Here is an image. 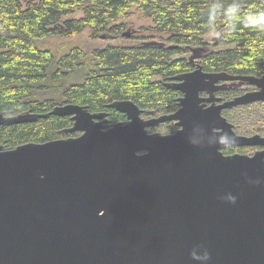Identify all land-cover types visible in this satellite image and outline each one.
Returning a JSON list of instances; mask_svg holds the SVG:
<instances>
[{
	"label": "water",
	"instance_id": "95a60500",
	"mask_svg": "<svg viewBox=\"0 0 264 264\" xmlns=\"http://www.w3.org/2000/svg\"><path fill=\"white\" fill-rule=\"evenodd\" d=\"M191 51L196 67L167 82L182 92L172 113L145 119L132 99L109 104L127 117L117 123L72 102L0 111V125L70 115L64 131L80 132L0 144V264H264V135L223 114L264 101V74L207 71ZM244 84L254 89L216 94ZM172 120L174 133L147 130Z\"/></svg>",
	"mask_w": 264,
	"mask_h": 264
},
{
	"label": "trees",
	"instance_id": "16d2710c",
	"mask_svg": "<svg viewBox=\"0 0 264 264\" xmlns=\"http://www.w3.org/2000/svg\"><path fill=\"white\" fill-rule=\"evenodd\" d=\"M232 5L239 8L230 16ZM134 6L150 20L137 44H107L90 52L39 45L47 37H72L85 29L93 37L122 38ZM79 10L83 16L73 17ZM262 13L264 0H0V111L44 113L60 101L72 102L109 112L111 123L125 119L109 107L115 100L132 99L158 113L175 111L182 92L167 82L195 67L184 55L191 48L204 50L198 62L207 71L264 74V28L245 26ZM211 33L215 36L206 39ZM55 89L60 101L47 95ZM239 93L238 86L221 90L225 98ZM223 114L230 119L232 110ZM72 125L70 115L0 125V144L14 148L66 137L64 129ZM234 150L239 149L227 151Z\"/></svg>",
	"mask_w": 264,
	"mask_h": 264
},
{
	"label": "rangeland",
	"instance_id": "374dc122",
	"mask_svg": "<svg viewBox=\"0 0 264 264\" xmlns=\"http://www.w3.org/2000/svg\"><path fill=\"white\" fill-rule=\"evenodd\" d=\"M29 1V0H24ZM26 3V2H25ZM132 14H130L125 19V27L123 28V32L121 36H123V33L128 31L130 34L128 36L116 37V38H105L100 36L93 37L92 31L90 29H85L81 33L74 35L72 37H61V36H50L45 38L44 40L39 41V45L41 47H47L50 48L54 52H66L70 50L71 48L75 46H80L83 49L87 51H92V49H95L97 47H102L107 44H137L141 42V37L146 36L145 29L148 27V24L150 23V20L145 17L144 13H142L139 9H137L135 6L130 10ZM83 16V12L81 10L75 12L73 14V17L80 18ZM215 34L211 33L205 36L206 39H211L214 37ZM220 49V48H217ZM216 49V50H217ZM192 54L191 50L186 52L184 55L189 57ZM200 59H198L199 61ZM77 78L76 76L74 79ZM240 88L242 94L246 91L253 90L254 86L249 84H244L238 86ZM237 94V95H239ZM48 97L55 98L54 100L60 101L61 94L57 89L54 91L49 92L47 94ZM231 96L230 98H232ZM46 98V96H45ZM227 98V99H230ZM59 104H63L62 101L59 102ZM232 110V116H230V119L232 123H234L232 120H235V129L240 134L245 135H253L255 133H260L264 135V101L261 102H254L247 105H241L233 108H229ZM174 124L173 122H170ZM238 124V125H237ZM158 131L166 132L168 129H166V125H161L157 128ZM169 132V131H168ZM75 135H72L73 133H69V136H78L80 135V132H75ZM257 147L253 148H243L239 149V152L252 154Z\"/></svg>",
	"mask_w": 264,
	"mask_h": 264
},
{
	"label": "flooded vegetation",
	"instance_id": "af4514ba",
	"mask_svg": "<svg viewBox=\"0 0 264 264\" xmlns=\"http://www.w3.org/2000/svg\"><path fill=\"white\" fill-rule=\"evenodd\" d=\"M198 62V61H197ZM195 65V67H196V61H194L193 62ZM194 67V68H195ZM193 68V69H194ZM229 87V86H228ZM227 88V87H226ZM225 89V88H224ZM221 90H223V89H221ZM221 90L220 91H218L216 94L217 95H219V96H221L223 99H227V98H225L222 94H221ZM235 96V95H234ZM233 96V97H234ZM178 103V102H177ZM178 108H179V104H178ZM177 108V109H178ZM144 109V112L142 113V117L143 118H145V119H148V118H150V117H154V116H158V115H160V114H165V113H172V112H175V111H172V112H163V113H158V112H155V111H153V110H151V109H146V108H143ZM120 112V111H119ZM124 114V113H123ZM120 121H127V117H126V115H125V119H123V120H120ZM120 121H117V122H120ZM117 122H115V123H117ZM170 122H173L174 124V129L172 130V131H166V132H162V131H158L157 130V128L158 127H160L161 125H165V124H167V123H170ZM179 128V126L176 124V121L175 120H172V121H166V122H162L160 125H158V126H150V127H148L147 128V130H148V132L149 133H154V132H161V133H163V134H171V133H174V132H176V130ZM257 148H256V150H258V149H261V148H263V147H261V146H256ZM229 148H234V149H243V148H253V147H227L226 149H224V153L225 154H233V153H242L241 151L239 152V150H234L233 152H229V151H227ZM255 150V151H256ZM255 151L252 153V154H254L255 153ZM245 154H247V153H245ZM252 154H249V155H252Z\"/></svg>",
	"mask_w": 264,
	"mask_h": 264
},
{
	"label": "clouds",
	"instance_id": "9594fccd",
	"mask_svg": "<svg viewBox=\"0 0 264 264\" xmlns=\"http://www.w3.org/2000/svg\"><path fill=\"white\" fill-rule=\"evenodd\" d=\"M239 8V5H232L228 9V13L231 16L232 13H234ZM246 27L250 26H259L261 28H264V13L260 14L257 17H249L248 22L245 24Z\"/></svg>",
	"mask_w": 264,
	"mask_h": 264
}]
</instances>
